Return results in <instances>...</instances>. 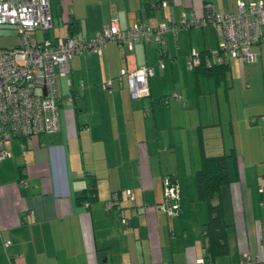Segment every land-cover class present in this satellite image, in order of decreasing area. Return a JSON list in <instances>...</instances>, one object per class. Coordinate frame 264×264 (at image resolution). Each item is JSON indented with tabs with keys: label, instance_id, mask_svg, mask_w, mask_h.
<instances>
[{
	"label": "crops",
	"instance_id": "0c3cea01",
	"mask_svg": "<svg viewBox=\"0 0 264 264\" xmlns=\"http://www.w3.org/2000/svg\"><path fill=\"white\" fill-rule=\"evenodd\" d=\"M158 1L49 0L52 25L33 35L53 40L71 34L74 23L72 34L88 38L110 21L121 28L177 23L183 10L200 16L209 4L234 12L238 1L251 0ZM164 38L161 50L152 41H107L99 54L71 55L68 73L57 76L58 129L6 139L0 264L194 263L204 257L207 218L195 181L201 151L232 152L219 187L227 249L211 263L264 257V45H250L253 60L229 56L224 73L204 74L186 59L217 49L213 24L177 27ZM143 64L153 69L149 94L132 97L116 75ZM105 80L109 89L99 85ZM165 175L178 185L175 215L162 208ZM88 176L95 196L78 200Z\"/></svg>",
	"mask_w": 264,
	"mask_h": 264
},
{
	"label": "built area",
	"instance_id": "2783aa9c",
	"mask_svg": "<svg viewBox=\"0 0 264 264\" xmlns=\"http://www.w3.org/2000/svg\"><path fill=\"white\" fill-rule=\"evenodd\" d=\"M167 1L159 0L156 4L165 5ZM207 23L213 24L220 36L217 49L209 53L191 52L186 59L187 66L207 61L221 63L234 55L243 61L253 60L255 54L250 45H264L261 27L264 23V0L238 1L234 12L214 10L209 4L200 16L191 10H183L177 23L160 21L148 25L138 21L122 29L115 21H110L94 36L76 38L69 34L56 36L53 40L46 35L39 39L33 35L35 30L46 32L52 25L49 0H0V24L12 25L18 35L16 44L0 46V161L8 155L5 141L10 136L27 139L58 129L60 95L56 78L68 73L71 55L100 53L109 40L128 47L133 42L152 41L161 47L165 44L167 31L175 33L177 27L204 26ZM152 71L149 64L133 69L120 68L116 78H124L130 96L141 97L149 93L148 77ZM99 85L109 89L110 81L105 80ZM67 98L72 100V94L69 93ZM162 183V208L166 214L175 215L179 200L177 182L164 177ZM262 188L260 186L259 190ZM112 202L107 200L105 206L110 207ZM192 264L212 263L200 257ZM235 264H264V257H246Z\"/></svg>",
	"mask_w": 264,
	"mask_h": 264
},
{
	"label": "trees",
	"instance_id": "16d2710c",
	"mask_svg": "<svg viewBox=\"0 0 264 264\" xmlns=\"http://www.w3.org/2000/svg\"><path fill=\"white\" fill-rule=\"evenodd\" d=\"M73 26H74V23H71L70 24L71 34L75 29V26L74 27ZM125 28H128V27H125ZM109 41H113V40H109ZM138 42H141V41H138ZM144 42H147V41H144ZM121 45H125V44H121ZM158 48L159 50H161L162 46ZM96 54H99V53H96ZM192 68H196V70L199 69L204 74L216 73L217 72L216 70L224 73L227 69V64L225 62H221L216 65L206 66L203 62H200L196 65H193ZM57 90H58V87H57ZM137 98H140V97H137ZM60 102H61V99H60ZM58 105H57V110H58ZM57 114H58V111H57ZM42 133H49V132H42ZM16 137H19V136H16ZM22 139L25 140L26 138H22ZM231 153L205 154L204 152L201 151L200 156H199V165L195 171L197 196L199 199L203 200L207 206V218L203 224V234L205 236L204 258L206 261H209V262H211L212 257L216 253H222L226 251L227 249L226 242H225V222L223 220L221 204L219 201V187L221 184L227 182L228 180L227 169H226V159L228 155H230ZM164 177H169L176 181V179L171 175H165ZM162 186H163V183H162ZM94 196H95V178L93 176H88L82 188V194L78 197L79 198L78 200L90 199ZM115 199L116 197L113 194V196L111 197V200L113 201L111 205L114 204Z\"/></svg>",
	"mask_w": 264,
	"mask_h": 264
},
{
	"label": "rangeland",
	"instance_id": "374dc122",
	"mask_svg": "<svg viewBox=\"0 0 264 264\" xmlns=\"http://www.w3.org/2000/svg\"><path fill=\"white\" fill-rule=\"evenodd\" d=\"M39 31V29H37ZM18 35L12 25L0 24V46H10L17 43Z\"/></svg>",
	"mask_w": 264,
	"mask_h": 264
}]
</instances>
